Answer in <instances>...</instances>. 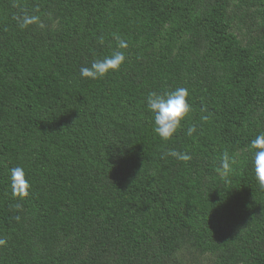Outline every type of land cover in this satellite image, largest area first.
Segmentation results:
<instances>
[{
  "label": "trees",
  "instance_id": "trees-1",
  "mask_svg": "<svg viewBox=\"0 0 264 264\" xmlns=\"http://www.w3.org/2000/svg\"><path fill=\"white\" fill-rule=\"evenodd\" d=\"M115 51L118 71L80 76ZM178 87L192 110L165 142L147 97ZM262 132L264 0H0V264H264Z\"/></svg>",
  "mask_w": 264,
  "mask_h": 264
},
{
  "label": "clouds",
  "instance_id": "clouds-1",
  "mask_svg": "<svg viewBox=\"0 0 264 264\" xmlns=\"http://www.w3.org/2000/svg\"><path fill=\"white\" fill-rule=\"evenodd\" d=\"M14 19L17 20L18 26L21 29L40 22V16L30 15L27 12L22 16L14 17ZM114 39L117 42V48L126 49L128 47L127 41L119 35H115ZM99 43H104V37L102 35L99 38ZM125 59L124 51H115L102 59H94L90 67H81L79 69L80 76L93 80L103 78L110 72L118 71L120 66L125 62ZM189 96V91L185 87H178L163 93L153 91L148 94L147 108L153 116L154 126L152 130L162 141L167 142L172 139L177 130L182 127V121L188 117L192 110V106L189 103ZM203 119H207V117H203ZM195 131V125H192L187 128L186 134L192 136ZM249 148L253 154L252 165L257 185L261 190H264V132L258 134L255 139L251 140ZM167 155L182 162H187L192 159L191 155L187 152L174 149L168 150ZM235 162L234 157L230 156L227 152L223 154L220 167L224 176H227L231 172ZM10 180L13 197L24 199L29 195L31 184L22 166H16L10 169ZM5 244L6 240L0 238V246Z\"/></svg>",
  "mask_w": 264,
  "mask_h": 264
},
{
  "label": "rangeland",
  "instance_id": "rangeland-1",
  "mask_svg": "<svg viewBox=\"0 0 264 264\" xmlns=\"http://www.w3.org/2000/svg\"><path fill=\"white\" fill-rule=\"evenodd\" d=\"M214 257L209 254H197L195 251L185 253L178 263L182 264H213Z\"/></svg>",
  "mask_w": 264,
  "mask_h": 264
}]
</instances>
